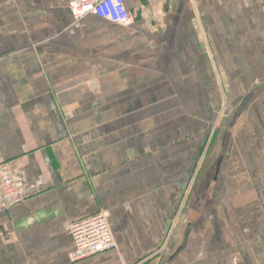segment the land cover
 <instances>
[{"label":"crops","instance_id":"1","mask_svg":"<svg viewBox=\"0 0 264 264\" xmlns=\"http://www.w3.org/2000/svg\"><path fill=\"white\" fill-rule=\"evenodd\" d=\"M123 3L0 0V163L35 186L0 264H264V0ZM100 210L117 247L70 262Z\"/></svg>","mask_w":264,"mask_h":264},{"label":"built area","instance_id":"2","mask_svg":"<svg viewBox=\"0 0 264 264\" xmlns=\"http://www.w3.org/2000/svg\"><path fill=\"white\" fill-rule=\"evenodd\" d=\"M69 9L74 22L91 14L115 24H127L129 13L123 0H69ZM35 186L25 184L8 163L0 164V211L22 202L26 193ZM66 230L72 239L73 248L67 257L75 263L114 250L117 245L109 223L108 210L70 223Z\"/></svg>","mask_w":264,"mask_h":264},{"label":"rangeland","instance_id":"3","mask_svg":"<svg viewBox=\"0 0 264 264\" xmlns=\"http://www.w3.org/2000/svg\"><path fill=\"white\" fill-rule=\"evenodd\" d=\"M129 19H130V17H129ZM3 163H8V162H2V163H0V164H3ZM9 164V163H8ZM9 166H10V164H9ZM12 169V168H11ZM13 171V170H12ZM14 172V171H13ZM15 173V172H14ZM16 174H18V173H16ZM18 175H20V174H18ZM21 176V175H20ZM22 177V176H21ZM25 184H26V182H25ZM26 186H27V184H26ZM26 197V196H25ZM25 199V198H24ZM23 199V200H24ZM19 203H21V202H19ZM12 207V206H11ZM9 209V208H8ZM73 223V222H72ZM68 226V225H67Z\"/></svg>","mask_w":264,"mask_h":264},{"label":"water","instance_id":"4","mask_svg":"<svg viewBox=\"0 0 264 264\" xmlns=\"http://www.w3.org/2000/svg\"><path fill=\"white\" fill-rule=\"evenodd\" d=\"M216 174H217V171H216L215 175H216ZM215 175H214V176H215Z\"/></svg>","mask_w":264,"mask_h":264}]
</instances>
